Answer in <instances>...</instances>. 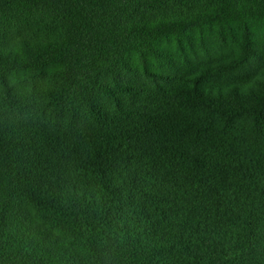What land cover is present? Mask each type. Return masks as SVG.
Masks as SVG:
<instances>
[{
    "label": "trees",
    "instance_id": "obj_1",
    "mask_svg": "<svg viewBox=\"0 0 264 264\" xmlns=\"http://www.w3.org/2000/svg\"><path fill=\"white\" fill-rule=\"evenodd\" d=\"M0 264H264V0H0Z\"/></svg>",
    "mask_w": 264,
    "mask_h": 264
}]
</instances>
